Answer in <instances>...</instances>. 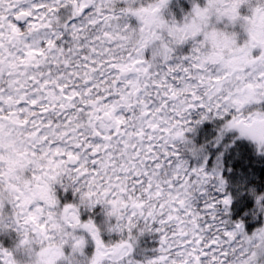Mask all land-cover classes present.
I'll return each mask as SVG.
<instances>
[{"label":"snow or ice","instance_id":"6c2138e0","mask_svg":"<svg viewBox=\"0 0 264 264\" xmlns=\"http://www.w3.org/2000/svg\"><path fill=\"white\" fill-rule=\"evenodd\" d=\"M117 2L0 0V128L8 121L24 130L34 159L26 151L23 167L47 158L73 184L83 178L88 188L84 195L92 204L130 205L129 214L117 217L126 221L117 230L126 228L129 238L113 246L105 245L92 221L80 224L76 218L95 242L91 264H124L133 250L131 232L137 220L144 222L146 231L159 234L157 255L147 264H226L237 253L233 264H254L256 254L242 259L248 249L234 244L244 225L229 228L230 221L217 215L218 205L227 210L231 198L216 199L208 192L209 185L223 192L222 176L216 169L206 171L204 165L189 169L174 141L183 140L186 132L194 130L190 125L202 123L209 114L223 118L231 108L239 113L245 103H259L264 93L257 97L255 89L264 88V72L257 73L255 84L246 83L233 92L224 83L243 72L242 67L213 73L198 47L189 55L173 57L168 44H162L163 64L154 70L155 65L144 58L147 42L130 46L134 32L127 22L121 23L122 18L135 17L143 23L151 15L155 27L167 30L176 44L197 34L194 25H168L158 15L168 0L138 8L132 6L135 0H123L127 5L123 8L114 7ZM240 2L207 0L203 8L194 2L192 17L203 19L215 7L218 18L235 20ZM139 31L143 33L144 27ZM149 35L152 40L163 39L156 31ZM245 57L248 65L264 61V53L251 58L250 50ZM197 110L200 119L190 120ZM244 124L245 119L234 114L226 127ZM4 159L0 155V161ZM10 171L0 166V178ZM40 179L34 173L33 180ZM194 192L205 198L199 209L191 203ZM22 196L15 204L21 213L29 203ZM36 220L29 211L24 223ZM36 228L43 239L51 238L45 224ZM255 238L245 235L244 241ZM83 245L77 240L73 251ZM10 255L0 248V264H14Z\"/></svg>","mask_w":264,"mask_h":264},{"label":"clouds","instance_id":"9594fccd","mask_svg":"<svg viewBox=\"0 0 264 264\" xmlns=\"http://www.w3.org/2000/svg\"><path fill=\"white\" fill-rule=\"evenodd\" d=\"M170 2L171 0H168L167 6L158 15L170 26L173 23L179 27H183L185 24H192L197 32L194 37H189L182 44L174 43L173 37L169 35L167 30L156 28L155 19L151 15H146L143 23L135 17H129L126 21L123 18L121 20V23L127 22L134 32L130 46H138L140 43L147 42L148 46L144 50V58L155 65L154 70H159L163 64L162 44H168L173 49V57L189 55L194 47H198L200 50L199 55L205 59L206 67L213 73L219 72L223 74L224 72L232 71L233 68L239 69L242 67L244 69L243 72L234 73L233 77H230L224 83L226 89L235 92L236 87H243L246 83H256L254 78L257 73L264 72V61H257L255 64L248 65L245 61L249 57H245V53L250 50L251 58L259 57L264 53V0H241L235 20H229L227 17L218 18L215 7L209 11L205 18L194 20L192 17L193 3L195 2L203 8L207 5V0H204L202 5L199 0H189L191 9L184 12L181 8L182 16L180 19H177L170 10L166 17L165 10L168 9ZM155 3L156 0H135L132 6L136 8L147 7L149 4ZM114 7L123 8L127 7V5L123 0H118ZM241 9H244V11L242 12ZM131 18L135 19V24L131 23ZM140 27H144L145 31L143 33L139 31ZM152 31L159 33L163 39L152 40L149 35ZM31 39L32 37H29V40ZM185 45L188 46L186 53L182 51ZM239 49H243V51H238ZM178 50H181L179 54ZM213 60L216 62L213 63ZM235 75H242L244 79L237 81L234 78ZM245 91L247 92V90ZM261 93H264V88L255 89L257 97H260ZM193 114H196L200 119L199 110L193 111L189 119ZM234 114L242 116L245 119V124L239 128L226 127ZM213 119H216V117L209 114L206 120ZM220 119L223 122L217 129V136L213 138L214 143L213 141H205L197 145L186 136L188 132L185 133L183 140L174 141L176 150L180 154V159L187 162L186 166L189 169L195 166L191 165L185 153L192 159H197L202 155L207 159L208 146L217 147L224 136L231 132L238 134L233 138V142L236 139H244L250 143L256 155H264V98H260L259 103L255 102V100L245 103L239 113H236L235 108H231L228 114ZM3 125L0 128V155L5 159L0 161V166L6 172L9 169L11 171L6 177L0 178V234L15 233V239L10 247H3L2 243H0V248L6 249L11 254L9 259L14 264H91L96 254L95 242L92 240L88 230L77 225L76 218L79 219L80 224L87 223L89 220L92 221L94 229L99 233L106 246H113L123 240H128L129 233L126 228L117 230V225H122L126 221L118 220L117 217H124L129 214L132 211L130 205L124 207L117 203L113 207L112 204L107 203L92 204L91 200L84 195L88 188L84 185L83 178L73 184L69 179V175L49 165L47 158L23 167L26 151L29 158L34 159L30 156V142L25 139L23 129H18L16 125L8 121H4ZM195 125L197 124L193 123L190 127L194 129ZM229 146L231 145H226L225 149ZM222 156L223 151L217 156V168L215 169L219 173L220 168L223 166ZM34 173L39 175L41 179L38 181L33 180ZM52 175H56V179H49V176ZM223 180L224 192L227 182L224 178ZM25 181L28 183H25ZM10 185H15L20 191H15ZM73 187L80 188V191H74ZM235 187L237 189L235 196L225 195L231 198V203L234 199L244 196H247L253 202L252 208L246 209L242 215L251 213L252 219L255 220L258 214H264V188H260L258 184H249L247 181H240ZM60 190H63V193L71 190L73 198L62 202L61 196L63 193ZM21 193H23L21 198L29 201L23 213L15 207L17 203L16 197L20 196ZM193 197L191 203L194 208L199 209V201L202 198L200 193L194 192ZM96 205L103 206L105 212V220L102 222V227L98 226L91 217L86 221L82 220L84 211H90ZM38 208L43 209V211L37 212ZM229 208L230 206L225 210L224 207H218L217 215L223 218L222 213H227ZM29 211L34 212L37 216L35 224L32 222L24 223V218ZM227 220L230 221L229 228L235 223L244 225L240 218H237V220L228 218ZM36 224H45L47 233L51 238L43 239V236L36 228ZM261 230H264V223L254 229L251 234L245 231L244 226L243 235L238 234L234 241V244H240L248 249L242 259H247L252 253L256 254L254 264H264V261L260 259L264 257V243L261 242L264 233ZM125 231L126 235L124 234ZM113 232L119 234L120 238L115 241L109 238L105 241L103 234L111 237ZM145 232L148 231L145 230L144 222L137 220L136 227L131 232L133 250L130 256L125 257L124 264H127L128 260H132L136 264H142L141 260L132 258V253L139 237ZM205 235L211 236L212 233H206ZM245 235L248 237L255 236L256 238L251 243H247L244 241ZM89 237L94 242V251L90 257L84 253ZM77 240L84 241L83 248L73 251V245ZM66 249L69 251L66 252ZM60 252L63 253L62 257L59 256ZM238 255L239 253L230 255L226 260V264H233V261L237 260ZM148 260L146 259L143 264H147ZM105 264H108V262L105 261Z\"/></svg>","mask_w":264,"mask_h":264},{"label":"trees","instance_id":"16d2710c","mask_svg":"<svg viewBox=\"0 0 264 264\" xmlns=\"http://www.w3.org/2000/svg\"><path fill=\"white\" fill-rule=\"evenodd\" d=\"M202 5L204 0H199ZM123 6V5H121ZM181 8L184 12H187L191 9V4L189 0H171L168 9L165 10V16H168L169 10L175 14L177 19H180L182 16ZM243 12L244 9H241ZM131 23L135 24L136 21L134 18H131ZM181 50H178V54ZM182 51L186 53L188 51V46H183ZM199 119L196 114H193L190 120L195 121ZM223 121L220 118H216L213 120H204L202 123L195 125L194 130L192 132L186 133V136L193 140L195 144L200 145L205 141H213V138L217 136V129ZM191 126V125H190ZM237 144L235 141L233 142V137L226 134L221 141V143L217 147H212L211 145L207 148V159L204 156H200L197 159H192L190 156L185 153V156L190 160L192 166L199 167L201 165L205 166V170L208 172H212L213 169L217 168V156L219 153L223 151L222 161L223 166L220 168V175L222 178L226 180L225 191L217 192L212 185L208 186L209 194L216 199H223L225 195L230 194L232 196L236 195L237 189L235 187V183H233L232 177L235 174L240 175V177H246V181L249 184H258L260 188H264V158L257 159L252 155L250 156L251 160L247 157H244L243 160H236L234 157V148L232 144ZM226 145H231L225 149ZM250 153V152H248ZM63 192V190H60ZM72 192L68 190L64 197L61 196L62 202L66 200H71ZM205 198L202 197L199 201V207L203 206V200ZM253 202L247 198V196L240 197L238 199H234L230 205L229 211L227 213H222L224 219L230 218L231 220H237L240 218L244 222L245 231L248 234H251L254 229L259 227L262 223H264V214H258L255 220L252 219L251 213L248 215H242L246 209L252 208ZM219 208H222V205H218ZM89 217L93 218L98 226H103L102 222L105 220V212L103 206L96 205L90 211H84L82 215V220H87ZM127 234L126 231L124 233ZM103 238L107 241L109 238L112 240H118L120 238L119 234L113 232L111 237L107 234H103ZM15 239V233L9 234H0V243H2L3 247H10ZM89 246H86V250L84 249V253L87 256H91L94 251V242L91 241L89 237ZM159 247V234L153 232H145L142 236L139 237L137 244L134 246V251L132 253V258L141 260L142 264L146 259H151L156 256V252L154 251ZM68 250H66L67 252ZM261 261H264V257L260 258Z\"/></svg>","mask_w":264,"mask_h":264},{"label":"rangeland","instance_id":"374dc122","mask_svg":"<svg viewBox=\"0 0 264 264\" xmlns=\"http://www.w3.org/2000/svg\"><path fill=\"white\" fill-rule=\"evenodd\" d=\"M228 135L232 136L233 138L235 136H237L238 134L235 132H231L228 133ZM235 142L237 144H232L233 146V150H234V157L236 160H243L244 157H247L251 160L250 156L252 157V155L254 156V158L256 157L257 159H262L264 158V155L258 156L255 154L253 147L250 145V143L244 139H236ZM250 152V153H248ZM252 154V155H251ZM233 183L237 184L240 181H246V177H240V175L235 174L234 177H232ZM63 193V192H62ZM66 193H63L62 197L65 196ZM88 242H89V238H88ZM89 246V245H87ZM68 250V249H66ZM86 250V248H85ZM69 251V250H68Z\"/></svg>","mask_w":264,"mask_h":264}]
</instances>
